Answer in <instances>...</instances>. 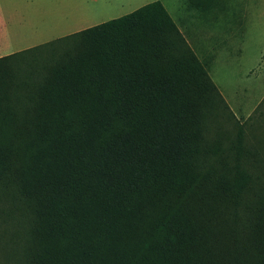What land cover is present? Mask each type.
<instances>
[{"label": "trees", "instance_id": "obj_1", "mask_svg": "<svg viewBox=\"0 0 264 264\" xmlns=\"http://www.w3.org/2000/svg\"><path fill=\"white\" fill-rule=\"evenodd\" d=\"M60 39L71 42L0 56L10 258L264 264V156L242 127L234 140L210 136L212 115L230 107L165 5Z\"/></svg>", "mask_w": 264, "mask_h": 264}, {"label": "rangeland", "instance_id": "obj_2", "mask_svg": "<svg viewBox=\"0 0 264 264\" xmlns=\"http://www.w3.org/2000/svg\"><path fill=\"white\" fill-rule=\"evenodd\" d=\"M61 1L0 0V11L10 20L8 34L0 27V56L43 43L34 56L64 48L71 42L60 39L67 30L99 24L157 0H89L83 16L81 10L76 16L74 9L60 7ZM159 1L231 104L230 110L220 105L212 115L210 136L221 129L234 140L242 127L246 144L264 156V0H216L209 12L193 9L188 0ZM74 17L81 20L71 27L68 19ZM10 248L3 234L0 264H16Z\"/></svg>", "mask_w": 264, "mask_h": 264}, {"label": "crops", "instance_id": "obj_3", "mask_svg": "<svg viewBox=\"0 0 264 264\" xmlns=\"http://www.w3.org/2000/svg\"><path fill=\"white\" fill-rule=\"evenodd\" d=\"M86 2H89V0H62L61 1V3H60V7H67V8H71V9H74V12H76V16L78 15V13H79V11H80V13H81V15L83 16V8H85L86 7ZM193 9H196L197 11H199V10H201V9H198V8H195V7H192ZM208 10V12L209 11H211L212 10V8H210V9H206V11ZM201 11H204L205 12V10H201ZM74 18H76L75 20H69L68 19V25H69V23L71 24V27H73V25L75 24V22L77 23V22H79V20H81V19H79L78 17H74ZM108 21V20H107ZM10 22V20H8L7 18H6V16H5V14H4V12L3 11H0V27L1 26H4L5 27V29H6V31H7V34H8V30H7V28H6V24L7 23H9ZM105 22V21H104ZM176 22V21H175ZM176 24H177V22H176ZM96 25V24H95ZM178 25V24H177ZM93 26V25H92ZM70 27V28H71ZM90 27V26H89ZM178 27L180 28V26L178 25ZM85 28H88V27H85ZM85 28H76V29H78V30H76V29H74V30H67V33L68 34H65V35H63V36H61V37H64V36H67V35H70V34H72V33H76V32H78V31H80V30H83V29H85ZM180 30H181V28H180ZM182 31V30H181ZM1 41V40H0ZM190 44V43H189ZM37 45H39V44H37ZM33 46H36V45H33ZM33 46H31V47H33ZM192 48H193V46H192ZM194 49V48H193ZM194 51L196 52V50L194 49ZM196 54H197V52H196ZM198 55V54H197ZM199 57V56H198ZM200 58V57H199ZM208 69V68H207ZM210 74V73H209ZM217 85V84H216ZM218 86V85H217ZM218 88H219V86H218ZM219 90H220V88H219ZM220 92L223 94V92L220 90ZM223 96H224V94H223ZM226 100H227V98H225ZM228 101V100H227ZM229 102V101H228ZM228 104H230V102L228 103ZM231 105V104H230Z\"/></svg>", "mask_w": 264, "mask_h": 264}]
</instances>
